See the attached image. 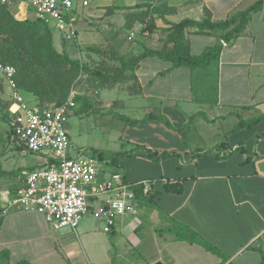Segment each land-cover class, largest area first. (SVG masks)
Segmentation results:
<instances>
[{
    "label": "crops",
    "instance_id": "1",
    "mask_svg": "<svg viewBox=\"0 0 264 264\" xmlns=\"http://www.w3.org/2000/svg\"><path fill=\"white\" fill-rule=\"evenodd\" d=\"M79 1L73 0L72 10L76 39L80 34L81 41H90L91 47L111 45L124 58L142 53L144 47L158 49L171 24L190 19H179L180 12L200 4L187 0H87L88 5L83 6ZM237 1L232 15L257 0ZM162 3L175 12L156 16L155 31L148 34L138 22L127 28L132 14ZM79 7L84 9L80 14ZM9 11L17 20L34 17L24 5ZM210 13L212 20L221 21ZM218 35L187 31L191 54L213 47ZM52 36L59 52L57 41L64 38L54 29ZM192 37L213 41L194 51ZM135 76L139 92L126 94L144 102V114L139 119L121 116L126 121L121 138L134 149L118 153L115 162L122 181L139 189L135 212L118 218L109 233L102 231L103 222L90 213L75 231L53 230L35 210L8 207L3 192L0 251H8L11 264H264V121L250 130L238 128L241 120L264 115V1L260 10L252 13L243 34L221 51L216 103L194 102L189 70L172 68L156 57L140 61ZM30 96L35 108L37 101ZM112 106L125 107L121 102ZM149 115H162L173 129L157 119L144 121ZM188 118L197 120L192 130L183 129ZM228 122L231 127L222 132ZM188 136H192L189 146L185 144ZM210 139L219 141L206 148L213 150L207 155L197 142ZM147 151L156 153L154 159ZM35 158L31 166L12 172L15 189L21 188L23 174L37 167ZM108 160L112 166V159ZM107 170L100 168L97 182L112 174ZM86 191L90 193L89 188ZM88 202L92 212L97 199L90 197ZM178 225L194 232L216 253L179 240Z\"/></svg>",
    "mask_w": 264,
    "mask_h": 264
},
{
    "label": "trees",
    "instance_id": "2",
    "mask_svg": "<svg viewBox=\"0 0 264 264\" xmlns=\"http://www.w3.org/2000/svg\"><path fill=\"white\" fill-rule=\"evenodd\" d=\"M263 1L257 0L252 6L221 21L212 20L210 11L205 8L200 21L183 19L171 24L168 28V35L159 40L158 49L152 50L144 47L142 53L129 58L122 57L111 45L89 47L87 51L97 58L86 63L59 53L53 45L52 28L48 25L34 17L17 20L9 9L0 7V65L12 67L15 70L12 80L16 88L20 92L32 95L37 101L35 108L43 109L62 105L70 92L76 88L98 93L101 90H111L116 86L132 83L127 86V91L136 95L139 89L135 70L143 59L156 57L170 63L172 68L188 69L192 100L196 103L212 105L217 100L218 64L221 51L224 45L230 44L243 34L252 13L260 10ZM173 12L175 8L166 3L153 8L148 6L146 11L132 14L128 18L127 28H131L134 23L138 22L144 25V30L150 34L155 31L156 16L162 17ZM189 30H192L195 35H209L211 32H218L217 42L213 47L205 48L201 54L193 55L186 37ZM74 103V108L78 105L85 106L80 93L74 96ZM10 105V100L5 101L0 98V112L3 113L0 120L8 126L11 143ZM155 119L162 121L167 128L173 129L162 115H149L144 118V121ZM262 121H264V115L247 121L241 120L238 128L251 129ZM147 152L148 156L154 159L156 153ZM118 157H113L112 166L116 167L115 162H118ZM161 158H165V154H161ZM99 159L102 160L100 156ZM116 171L114 170L112 174ZM17 190L11 189L10 194L15 195ZM132 190L140 193L138 188L134 187ZM176 227L179 240L198 244L206 251L216 253L213 247L194 232L180 228L179 225ZM0 264H11L7 250L0 251Z\"/></svg>",
    "mask_w": 264,
    "mask_h": 264
},
{
    "label": "built area",
    "instance_id": "3",
    "mask_svg": "<svg viewBox=\"0 0 264 264\" xmlns=\"http://www.w3.org/2000/svg\"><path fill=\"white\" fill-rule=\"evenodd\" d=\"M81 3L88 5L87 0ZM19 5L28 8L34 18L58 32L66 42L76 43L73 0H0V7L7 9ZM14 73L12 67L0 65V76L11 91V145L22 153L35 155L38 162L34 170L23 174V184L15 195L4 192L3 201L8 207L35 210L53 230L75 231L90 213L95 220L103 222L102 231L109 233L118 218L135 212V192L123 183L119 173L97 182L100 164L94 157H83L79 153L75 158L69 156L66 122L75 107L73 90L60 106L30 107L12 80ZM110 162L107 160L106 164ZM88 188L90 193L86 191ZM90 197L97 199L92 212Z\"/></svg>",
    "mask_w": 264,
    "mask_h": 264
},
{
    "label": "rangeland",
    "instance_id": "4",
    "mask_svg": "<svg viewBox=\"0 0 264 264\" xmlns=\"http://www.w3.org/2000/svg\"><path fill=\"white\" fill-rule=\"evenodd\" d=\"M187 1H196L200 4L192 7L191 10L184 9L181 11L178 16L179 19L190 18L200 20L203 15L202 9L205 7L213 13V17L216 20H225L232 15L231 11L234 9L235 5L238 4L237 0ZM79 2L81 5L82 0ZM82 10L84 9L79 7L78 13L80 14ZM120 35L121 38L125 37L123 34ZM80 36L81 35L79 34V37L76 39L77 45L73 42L68 44L67 42H64L63 39H59L57 41V49L59 50V53H64L81 63H86L92 59L96 60L97 57L87 51V48L91 47V42L81 41ZM191 39L194 42V51L200 49L203 45L212 43L213 41L212 38L202 37H192ZM100 42L101 41H95L93 43L97 44ZM197 42L199 43L197 44ZM130 85H132V83L122 85L120 87L121 89L117 88L113 91L101 90L99 91V93H101L100 96L98 93L79 90V88L73 90L75 96L80 93V96L83 97V101L85 102V106L78 105L76 108L72 109L67 116L66 129L70 141V157L75 158L78 153L83 157H94L99 161L100 168L106 167L108 168V172L118 170L116 167L106 164L107 160L113 159L118 153L123 154L121 151H126L128 153L130 150L133 151L134 149V147L129 146L121 138L123 127L126 125L125 119L121 116L139 119L144 114L142 108L145 106L144 102L140 101L141 99H129L126 94L127 86ZM21 96L29 106H34V101H32L30 95L21 93ZM10 97L11 91L6 81L0 76V98L6 101L9 100ZM114 102H121L125 107L119 108L112 106ZM131 106L134 108L129 111ZM2 115L3 113L0 112V117ZM189 121V124H185L186 126L183 129L187 130L190 128L192 130L195 128L197 120L192 121L189 119ZM229 123L230 122L227 124L228 127L225 126V128L222 129V132H226V130L231 127ZM243 130L250 129L245 128ZM218 131L220 130L217 129L216 133ZM222 132H219V134L221 135ZM191 138L192 136H188L187 141L185 142L187 146H189V141L192 140ZM217 141H219V139L215 142L210 139L209 141H203V144L197 142V145H199V147H205L202 151L207 153V155H210L213 153V150H207L206 148H210L212 143H216ZM99 155L105 157V159L103 158V160H100ZM35 157V155L29 153L23 155L22 152L15 150L12 147L8 135V126L0 120V193L14 189L17 186L14 182L16 177L14 178L12 176V172L20 170L22 167L31 166Z\"/></svg>",
    "mask_w": 264,
    "mask_h": 264
}]
</instances>
